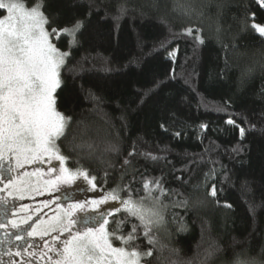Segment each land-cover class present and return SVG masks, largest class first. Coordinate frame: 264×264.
<instances>
[{
  "label": "trees",
  "instance_id": "1",
  "mask_svg": "<svg viewBox=\"0 0 264 264\" xmlns=\"http://www.w3.org/2000/svg\"><path fill=\"white\" fill-rule=\"evenodd\" d=\"M22 2L31 8L38 0ZM40 2L49 31L83 21L71 49L66 34L56 42L70 50L55 95L57 110L72 118L57 144L68 169H88L105 191L119 185L122 200L145 196V178L176 193L162 198L168 207L148 264H264V37L252 27L264 26V5ZM133 224L128 217L117 235ZM134 243L152 247L143 236Z\"/></svg>",
  "mask_w": 264,
  "mask_h": 264
},
{
  "label": "snow or ice",
  "instance_id": "2",
  "mask_svg": "<svg viewBox=\"0 0 264 264\" xmlns=\"http://www.w3.org/2000/svg\"><path fill=\"white\" fill-rule=\"evenodd\" d=\"M264 5V0H259ZM40 0L31 8H26L22 0H0V9L7 12L6 19H0V161L7 158L14 160L15 168L9 165L4 168L0 163V181L4 179V173H11L15 169L24 168L25 165L35 163L47 156L49 160L56 159L65 162L68 157L60 153L56 140L64 135L65 129L71 121L70 116H65L56 108L55 92L60 87V72L65 65L70 50L63 52L52 42L53 34L58 38L61 33L69 36L70 49L76 43L77 33L83 27V21L77 20L71 26L63 28L52 27L49 31L45 26L49 25V18L44 14ZM127 9L121 5L120 15L123 16ZM120 17H117L119 19ZM253 29L264 37V26L252 25ZM199 33V29L196 30ZM219 31V29H218ZM185 33L192 36L193 29H185ZM195 40L203 44V39L197 35ZM227 124L233 125L235 121L229 118ZM201 129H207L202 124ZM243 136L244 129H240ZM180 133H175L179 135ZM111 151H118L116 146H111ZM152 160L163 157L146 153ZM129 163V161H125ZM50 171H56L55 168ZM60 175L54 179L45 181L46 185H55L58 182L70 183L76 176H82L93 188L96 187L95 175H89L88 169L77 168L74 172L68 168H61ZM38 173L23 172L25 177ZM106 174V173H105ZM31 183L14 182L9 177L7 183L0 187V191L12 188L23 193L31 189ZM145 196L134 200L129 194L127 199H121L120 192L124 191L119 185L107 191L102 200L83 201L70 204L66 211L41 220L31 230L24 229L27 236L39 235L43 239L47 235L55 233L53 240L60 241L64 233H68L59 244L53 246L44 244L48 251L40 255V259H46V264H141L145 258L152 256L158 243L157 234L153 231L164 220L163 209L168 204L163 197L176 194L166 189L161 178H145L143 181ZM158 195L153 196V193ZM211 196L216 195L215 187L209 191ZM8 195H12L10 191ZM23 198V195H21ZM150 199L158 207L146 208L143 201ZM108 200L120 201V205L131 216H135L139 224H133L131 231L117 235V229L122 223L128 221V216L113 221V228L109 230V210L95 211L89 214L86 209H98ZM51 203V201L46 202ZM186 205L187 200L179 201ZM230 207V206H229ZM76 210L85 213L76 217ZM119 208L111 209V212L119 211ZM31 216L25 218L27 224ZM79 223L80 227L73 231V225ZM4 225L0 224V227ZM12 227L18 228L19 224L12 221ZM181 230L185 227L181 225ZM139 231V235L137 234ZM7 235V234H6ZM143 236L151 248L140 251V245L134 241ZM112 237H115L123 246H113ZM16 239L24 237L19 234ZM31 247V245H30ZM54 253L48 255V253ZM22 253L18 250L16 255ZM29 255H34L29 253ZM211 255V253L209 254ZM237 264H249L247 261L237 259Z\"/></svg>",
  "mask_w": 264,
  "mask_h": 264
},
{
  "label": "rangeland",
  "instance_id": "3",
  "mask_svg": "<svg viewBox=\"0 0 264 264\" xmlns=\"http://www.w3.org/2000/svg\"><path fill=\"white\" fill-rule=\"evenodd\" d=\"M0 11L5 13L2 17H0V19H6V10L0 9ZM45 27L47 28V25ZM60 36L61 34L57 38L55 34H53V36L51 37V42L55 46ZM60 138L56 140V145L58 144ZM5 159L8 162L12 163L15 168L14 160L8 159L7 155L5 156ZM53 168H55L56 171H50ZM61 168H68L66 165V161L62 163L61 161H58L56 159L49 160V158L45 156L35 163L25 165L24 168L15 169V171H13L14 182L22 183L24 181H29L32 186L31 189L26 190L23 193H21L20 191H14L12 188L5 189L4 192L0 191V199L3 202L11 201L12 204H16L17 206H19L15 207L16 215L13 219H11V225L0 227V230H3V233H1L2 238L0 239L1 264H46V257L44 260L40 259V255L48 251L43 247V245L48 243L55 246L59 244L60 241H62L65 237H67L68 233H64L60 237V241L53 240V236L56 235L55 233L47 235L43 239H41L39 235L27 236L25 233L24 236H27V239L24 238L23 241L21 240L19 242L16 240V242L12 243V239L15 240L16 234H20L19 231L23 233L24 229L31 230V227H35V225L38 224L41 220H48L50 217L66 211L70 204H75L77 202L83 201L91 202L92 200H102L106 195L107 191L97 187L96 183V187L93 188L92 185L82 176H76V178L70 183L58 182L55 185H46L45 181L54 179L61 174ZM25 171L29 173L35 172L38 174L25 177L22 175V173ZM3 185L1 187H3ZM10 191L12 192V195H8ZM21 195H23V198H21ZM153 196H155L154 193ZM49 201H51V203H47V206H45L46 202ZM143 203L146 208L158 207L157 205H155L154 201L150 199H145ZM114 208H119L120 210L111 212V209ZM106 209L110 212L108 216L109 223L106 225L107 228L115 217L128 216L136 218L135 216L129 215L124 210V208L120 205V201L113 200H108L106 203L100 205L98 209L88 208L86 209V211L89 214H94L95 211H103ZM84 214L85 213L76 210L73 219L83 216ZM29 216H31L32 219L37 220L30 226L29 224L26 225L25 223H23L25 218ZM13 220H15L17 224H19L18 228L12 227ZM160 225L158 227L154 226L153 231H156L160 227ZM79 227V223L73 225V231H75ZM111 239L113 242V246H123L121 245V242L115 237H112ZM18 250L22 253L21 255H16ZM1 252H3L4 254H2ZM29 253H33L34 255H29ZM48 255L54 256V253L49 252ZM141 264L143 263L141 262Z\"/></svg>",
  "mask_w": 264,
  "mask_h": 264
},
{
  "label": "flooded vegetation",
  "instance_id": "4",
  "mask_svg": "<svg viewBox=\"0 0 264 264\" xmlns=\"http://www.w3.org/2000/svg\"><path fill=\"white\" fill-rule=\"evenodd\" d=\"M0 163H2L3 164V166H4V168H7L9 165H11L13 168H14V166H13V164L12 163H10V162H8L6 159H4L3 161H0ZM9 177H12L13 178V172H11V173H7V172H5L4 173V179L2 180V181H0V187L3 185V184H5V183H7V180H8V178ZM2 192H4V191H2ZM1 192V193H2ZM16 200V199H15ZM15 207H19V206H17L16 204H12V202L11 201H9V202H3L1 199H0V224H2V225H8V226H10L11 225V223H10V221H11V219H13L14 217H15V215H16V208ZM37 220L35 219H30V220H28V222H27V224L26 225H28L29 224V226L33 223V222H36ZM20 232V236H22V237H24V238H26L27 239V236H24L25 235V231L23 232V233H21V231H19ZM1 233H3V230H0V239L2 238V235H1ZM17 235V234H16ZM13 241H12V243L13 242H16V240L19 242V241H23L24 239H21V240H18V239H16V236H15V240L14 239H12ZM10 242V241H9ZM1 245V244H0ZM5 251V250H4ZM2 254H4L3 252H1ZM0 256H1V254H0ZM1 264V263H0Z\"/></svg>",
  "mask_w": 264,
  "mask_h": 264
}]
</instances>
